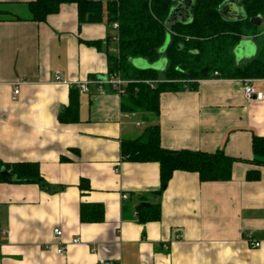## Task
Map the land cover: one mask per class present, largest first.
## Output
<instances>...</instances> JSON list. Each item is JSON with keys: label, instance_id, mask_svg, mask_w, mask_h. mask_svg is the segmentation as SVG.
Segmentation results:
<instances>
[{"label": "crops", "instance_id": "obj_1", "mask_svg": "<svg viewBox=\"0 0 264 264\" xmlns=\"http://www.w3.org/2000/svg\"><path fill=\"white\" fill-rule=\"evenodd\" d=\"M31 1L0 0V162L39 164L43 184L0 181V264H264V168L248 164L253 137H264V100L247 103L242 80L215 77L162 93L159 115L130 118L106 83L108 56L119 54L117 30L106 17L81 24L75 5L37 24ZM223 10L226 18L245 13L237 0ZM260 29L241 41L239 57L233 51L238 65L263 49L264 17ZM254 86L264 93V80ZM72 95L77 120L62 123ZM156 125L165 149L236 159L232 179L202 182L177 171L158 194V163L122 159L123 141ZM251 170L259 180H247ZM142 203L160 205L161 219L140 223ZM82 206H92L93 220H82ZM242 231L261 247L252 249Z\"/></svg>", "mask_w": 264, "mask_h": 264}, {"label": "trees", "instance_id": "obj_2", "mask_svg": "<svg viewBox=\"0 0 264 264\" xmlns=\"http://www.w3.org/2000/svg\"><path fill=\"white\" fill-rule=\"evenodd\" d=\"M229 0H194L191 7V22L176 23L171 29L166 25L177 0H33L27 4L31 21L41 24L60 12L64 5L78 8L80 23L100 24L106 17L111 27L118 25V56H108L109 73L131 83L122 96V110L127 113L159 115L160 96L165 92L185 90L182 82L203 81L214 78L226 80H264V48L251 61L238 65L234 49L250 32L260 30L251 23L257 17H264V0H237L246 17L229 20L221 10ZM106 13V16H105ZM170 42L162 55L161 49ZM99 46V42L89 43ZM162 57L168 61L164 81L160 72L141 70L132 65V60L141 58L150 64ZM153 82L148 84L147 82ZM157 81V82H156ZM155 83V84H154ZM198 83L190 85L195 89ZM78 100L72 95L69 108L59 114V121L71 123L77 120ZM253 159L248 164L264 168V137L254 136L252 140ZM122 159L131 162H155L160 166L161 194L177 171L197 173L202 182H226L233 176L236 159L223 151L206 153L200 151H172L163 148L159 126H152L136 140L122 143ZM16 177L17 183L43 184L37 163L4 164ZM248 181L260 179L259 170L247 174ZM0 181H5L0 177ZM92 206H82L81 218L91 221L88 211ZM98 209L101 213L99 207ZM140 223L158 222L161 206L142 203L138 206ZM96 219V218H95ZM100 219V218H99ZM101 220V219H100ZM1 237V233H0ZM1 239V238H0Z\"/></svg>", "mask_w": 264, "mask_h": 264}, {"label": "water", "instance_id": "obj_3", "mask_svg": "<svg viewBox=\"0 0 264 264\" xmlns=\"http://www.w3.org/2000/svg\"><path fill=\"white\" fill-rule=\"evenodd\" d=\"M193 1L194 0H177V4L176 6L171 10L170 15L167 19L166 25L168 26L169 29H171L176 23H183V24H188L191 22V7L193 5ZM234 0H229L227 1L223 7L221 8L224 17H225V11L223 10L229 3L233 2ZM246 17V14L243 12V10H240V12L235 15L234 17H229L226 19L229 20H239V19H243ZM251 23H253L254 25L260 27L262 24V17H257L251 20ZM170 42V38L168 37L166 44L164 45V47L161 49L160 53L162 55H164L167 46ZM244 45H246L245 43H240L236 49L234 50L235 55L239 57L240 55V51L242 49V47H244ZM255 55V53H253V55H249V58H253V56ZM255 57V56H254ZM239 59V58H238ZM132 65L138 69L141 70H155L158 71L160 73L165 72L167 65H168V61L166 58H161L158 62L154 63V64H150L148 63L146 60H143L141 58H137V59H133L132 60ZM237 64H239V60H237ZM0 177H2L5 180H8L10 182H16V177L14 175H12L6 168H3L0 171Z\"/></svg>", "mask_w": 264, "mask_h": 264}, {"label": "built area", "instance_id": "obj_4", "mask_svg": "<svg viewBox=\"0 0 264 264\" xmlns=\"http://www.w3.org/2000/svg\"><path fill=\"white\" fill-rule=\"evenodd\" d=\"M114 29H118V25H114ZM218 74L215 73V77ZM214 77V78H215ZM58 80H60L58 78ZM157 82V81H156ZM199 81H186V82H182L184 85V88L186 90L190 89V85L198 83ZM108 84H110L121 96L125 95L126 93V88L127 86L131 83L130 81L127 80H123L122 78H120L119 76H112L110 77V79L107 80ZM148 84H153V82H147ZM91 84L90 81L86 82V83H81L78 85V88L83 91L86 92L88 90V85ZM155 84V83H154ZM19 84H17V87L14 90V95H13V99L16 100L20 94V90H19ZM242 91L244 93L245 99L247 101V103H252L254 101H263L264 100V93L258 91L256 89V87L254 86V80L251 79H247V80H242ZM128 116L130 118L135 117L134 113H128ZM138 126H140V123H138ZM119 169L116 168L115 169V173H118ZM127 195L123 196L124 200H127ZM54 234L57 238H60L62 235V232L60 230H55ZM242 236L244 238V240L250 245V247L252 249H258L261 247V243L259 241H257L255 239L254 233L250 232V231H242ZM80 240L76 239L73 241V244H79ZM57 254L59 256H65L66 254V249L64 247H60L57 250Z\"/></svg>", "mask_w": 264, "mask_h": 264}, {"label": "rangeland", "instance_id": "obj_5", "mask_svg": "<svg viewBox=\"0 0 264 264\" xmlns=\"http://www.w3.org/2000/svg\"><path fill=\"white\" fill-rule=\"evenodd\" d=\"M114 32H116L115 30H114ZM254 33L255 32H250V34L248 35V36H245L244 38H246V37H253V38H257L258 36H260L261 35V29L259 30V31H256V33H258L257 35H254ZM243 38V39H244ZM264 48V47H263ZM160 80L161 81H164L165 79H164V75L163 74H160Z\"/></svg>", "mask_w": 264, "mask_h": 264}]
</instances>
